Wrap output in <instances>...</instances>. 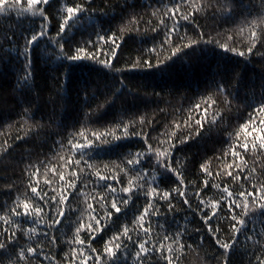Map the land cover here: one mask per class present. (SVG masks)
I'll return each instance as SVG.
<instances>
[{
	"label": "snow or ice",
	"instance_id": "6c2138e0",
	"mask_svg": "<svg viewBox=\"0 0 264 264\" xmlns=\"http://www.w3.org/2000/svg\"><path fill=\"white\" fill-rule=\"evenodd\" d=\"M95 4L96 0H0V22L11 20L13 13L17 20L15 26L8 24L0 29L4 32L0 39V62L8 59L18 63L14 91L22 97L17 134L12 137L9 133L8 138L0 143V157L10 155L12 144L9 139L28 143L33 137H39L45 128L41 122L29 123L33 118L32 92L36 87L35 57L42 44L47 45L42 51L49 60L55 57L60 62L56 71L64 66L65 61L90 60L102 69L120 73L124 70L117 68L114 61L118 59L122 44L127 43L125 35L139 32V25L144 22L149 25L144 34L154 33L152 46L146 51L142 49L141 54L130 61L131 69L165 72L171 69L174 57L184 49L195 50L202 42L215 43L224 52L239 57L256 55L264 59V0H260L259 11L251 20L244 17L243 26L208 39H205L203 31H198L195 39L187 32L181 35L180 21L195 23L198 14L207 15L212 10L213 18L218 16L226 22H235L238 15H244L243 11L238 12L243 8L242 0H169L163 5V11L156 8L151 12V17L156 18L155 24L151 19L144 21L142 15L133 12L126 18L121 17L116 31L96 25L87 40H77L72 30L79 31L85 19L95 17ZM107 8V0H101V16L107 15ZM85 13H88L87 17ZM36 18H39L38 24ZM53 23L55 36L51 34ZM200 27L196 24L197 29ZM245 27L248 35L246 43H243ZM238 36L243 43L242 48L235 46ZM165 51L169 54L163 55ZM55 82L61 86L59 79ZM117 82L120 88L108 89L104 104H98L97 111L106 105H114L124 95L127 85L123 79ZM213 85L200 102L192 105L185 119L173 120L159 137H152L144 131L155 122V116L150 118L143 114L126 120L114 119L103 131L82 127L57 141L61 151L56 153L55 163L30 162L24 170L28 172L24 192L20 193L19 188L12 184L7 192L15 190L19 194L0 203V264H33L34 260H40L41 255L50 264H61L55 257L45 255L43 247L45 241L52 246L60 242L56 233L62 227L67 229L65 237L71 233L65 243L78 246V249L70 247V255L66 254L69 264H77V260L79 264H89V261L92 264H127L129 259L132 264H181L188 252L194 250L195 242L186 243L184 232L177 229L170 233L165 224H157L163 230L162 235H154L152 228V218L161 216L158 202H166L168 211L174 210L173 193L182 198L184 205L191 207L185 176L189 161L181 162L173 153L181 150L178 145L204 140L213 130L227 132L226 114L231 111L233 101L264 116V77L258 86L259 92L255 86L248 89L243 100L239 81L233 85L231 80L222 78L220 82L214 81ZM84 91L87 98L88 89ZM92 98H95L94 92ZM209 109H212L211 115ZM160 111L164 112V109ZM88 115L91 119V113ZM3 135L0 132V136ZM132 137L140 138V146L135 151H126L123 142ZM223 142L226 149L199 164L203 187L196 185L197 190L193 193L199 201L197 207L209 209L202 212L200 220L218 249L212 259L215 264H235L234 257L241 253L246 255L251 246L253 256L248 258V264H264V119L254 124L252 113H249L248 120L228 132ZM65 146L67 151H63ZM111 156L115 158L104 162V157ZM213 160L223 163V167L214 171ZM214 174L222 178L225 186L210 182L209 177ZM239 181L247 183L251 190L244 187V183L239 185V190L227 186ZM90 184L91 191H86ZM209 188L219 189L220 198L208 201L202 198L204 190ZM141 196L145 203L138 206ZM74 200H81L85 205L82 212L71 206ZM225 207L227 211L223 219L227 221V229H222L211 221ZM85 213L87 222L83 218ZM41 222H46L50 230L42 234V239L35 227ZM194 231L200 233L201 229L198 227ZM34 236L37 237L36 242L33 241ZM240 236H243V242ZM97 238L102 244L100 248L94 246ZM21 240L27 243L21 244ZM203 244L201 236L195 248L202 249Z\"/></svg>",
	"mask_w": 264,
	"mask_h": 264
},
{
	"label": "trees",
	"instance_id": "16d2710c",
	"mask_svg": "<svg viewBox=\"0 0 264 264\" xmlns=\"http://www.w3.org/2000/svg\"><path fill=\"white\" fill-rule=\"evenodd\" d=\"M107 3V15L101 16V0H96L94 5L97 9L95 17L85 19L82 26L79 27V31L77 29L72 30L76 33L77 40H87L96 25H101L105 30L116 31L121 23V17L126 18L133 12L142 15L144 21L151 19L155 24L156 18L151 17V12L156 8L163 11V5L168 4L169 0H107ZM242 3L243 8L238 9V12L243 11L244 15H238L235 22H226L218 16L213 18L212 10H209L207 15L198 14L195 23L181 20L180 34L183 35L184 32H187L189 37L195 39L197 38V32L203 31L206 34L205 39H208L209 36L216 37L217 33L223 34L226 31L235 30L243 26L242 21L245 16L251 20L259 11L260 0H242ZM85 16L87 17L88 13H85ZM16 23L17 20L13 13L11 20L0 22V29L8 24L15 26ZM36 23H39V18H36ZM169 24H171V21H169ZM196 24L201 27L197 29ZM25 26H27V21ZM148 27L149 25L141 22L139 32L133 31L125 35L127 43L122 44L118 52V59L114 61L117 68L124 70L120 73L102 69L99 64L90 60L65 61L64 66L56 71L60 62L55 57L49 60L48 55L42 51L47 45H41V49L38 50L35 57L36 87L32 92L33 118L29 123L41 122L45 125V128L39 137H33L28 143L9 139V143L12 144L10 155L0 157V203L10 201L15 195L19 194L15 190L11 193L7 192L8 187L12 184L19 188L20 193L24 192L25 185L28 183V172L24 170L30 162L33 164H39L40 162L43 164L55 163L56 153L61 151L60 145L56 142L68 137L70 133L77 129L87 127L88 129L103 131L106 126L111 125L114 119L123 118L126 120L130 116L147 114L150 118L155 116L156 119L151 127H145L144 131L149 132L152 137H159L160 133L173 120L182 121L186 118L192 105L200 102L206 91L214 87V81L220 82L222 78H226L231 80L233 85L239 81L241 100H243L245 92L254 86L256 91L259 92L258 86L261 78L264 77V59L256 55L239 57L231 52H224L215 43L205 44L202 42L195 47V50L184 49L182 53L173 58L174 63H172L171 69L165 72H159L156 69H131L130 61L140 55L142 49L146 51L147 48L152 46L151 38L154 33L149 31L147 35L144 34V29ZM55 32L56 26L53 23L51 34L55 36ZM247 35V28L245 27L243 43H246ZM3 36L4 32L0 30V39ZM92 39H95V36H92ZM243 43L238 36L235 46L242 48ZM185 53L187 54L185 55ZM168 54L167 51L163 53V55ZM12 55L15 54L12 53ZM153 63H155V60H153ZM17 75V62L8 59L0 62V132L5 134L0 136V143L8 138L9 133L12 137L17 134V122L21 121L19 113L22 112V107L19 101L22 97L19 92L14 91ZM56 79H59L62 87L56 84ZM120 79H123L127 85L124 95L114 105H106L97 111V105L104 104L107 90L120 88V84L117 82ZM85 88L88 89L87 98ZM58 92L59 97L57 96ZM93 92L95 98H92ZM108 98L111 99V96L109 95ZM160 109H164V112H161ZM211 112L212 109H209V115H211ZM90 113L91 119L88 115ZM249 113H252L254 124H258L259 119H264V116L253 112L252 109L246 110L242 103L238 104L233 101L231 111L226 114L225 126H227V132L213 130L211 135H206L204 140H194L185 146L178 145L181 150L173 153L177 160L184 162L187 159L189 161L185 176L186 182H188V196L190 197L191 207L184 205L182 198L173 193L174 210L168 211L166 202H158L157 206L161 210V216L158 219L156 217L152 218V228L154 235L156 233L162 235L163 230L159 229L157 224H165L170 233L175 232L177 229L184 232L186 243L195 242L194 250L188 252L181 264H215L212 257L218 251L217 246L200 220L202 212H208L209 209L198 208L199 201L193 195L197 190L196 185L203 187V176L199 172V164L209 157L219 155L222 149L227 148L223 141L227 139L228 132H232L238 125L247 121ZM195 115L194 112L193 116ZM9 125L13 127L9 128ZM20 134L23 135V132L21 131ZM123 143L126 145V151H135L140 146V138L132 137ZM166 146L164 145V147ZM63 151H67L66 146ZM109 158L114 159L115 157H104V162H107ZM97 162L99 163V161ZM251 163L250 158L249 165ZM221 167H223V163L216 160L212 161L214 171ZM41 172H43V167H41ZM33 179H36V177H33ZM40 179L41 185H43V177ZM172 179L174 180L175 177ZM209 180L211 183L221 185V187L225 186L222 178L215 176V174L209 177ZM241 183H244V187L248 188L249 191L251 190L249 185L243 181L227 186L239 190ZM161 187H163V184H161ZM91 188L92 185L90 184L86 191H91ZM220 196L219 189L209 188L204 190L202 198L208 201L211 198L219 199ZM89 202L92 201L89 200ZM137 203L138 206L143 205L145 203L144 198L141 196ZM71 206L81 212L85 208L81 200L72 201ZM226 211V207L223 208L211 223L213 225L219 224L222 229H227V221L223 219ZM83 218L87 222V213L84 214ZM128 218H131V213H129ZM65 224H67V221H65ZM27 226L25 225V227ZM35 227L41 233V239L44 232H50L46 227V222H41ZM198 227L201 229L200 233L194 231ZM251 227L252 225H249V228ZM256 227L259 229L258 223ZM65 231L67 229L62 227L56 233L60 237V242L57 245H48L45 241L43 247L45 255L55 257L61 264H69L65 256L66 254L70 255V247L78 249V246H69L65 243V240L71 236V233H69L68 237H65ZM85 235L87 234L85 233ZM201 236L204 238L202 249L195 248V245L199 244ZM240 240L243 242V236H240ZM33 241L36 242L37 237L34 236ZM25 243H27L26 240H21V244ZM94 246L97 248L102 247L99 238H97ZM84 247L87 248V245ZM252 256L253 251L249 246L246 255L241 253L234 257L235 264H241V261H243V264H248V258ZM40 260H43V264H50V261L45 260L43 255H41ZM40 260H34L33 264H40ZM77 264H79L78 260ZM89 264H92V262L89 261ZM127 264H132L131 259L128 260Z\"/></svg>",
	"mask_w": 264,
	"mask_h": 264
}]
</instances>
